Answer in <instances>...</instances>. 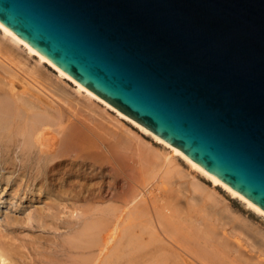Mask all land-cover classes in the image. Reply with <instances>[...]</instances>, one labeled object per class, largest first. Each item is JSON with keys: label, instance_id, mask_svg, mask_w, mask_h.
<instances>
[{"label": "water", "instance_id": "obj_1", "mask_svg": "<svg viewBox=\"0 0 264 264\" xmlns=\"http://www.w3.org/2000/svg\"><path fill=\"white\" fill-rule=\"evenodd\" d=\"M0 26L264 213V0H0Z\"/></svg>", "mask_w": 264, "mask_h": 264}, {"label": "rangeland", "instance_id": "obj_2", "mask_svg": "<svg viewBox=\"0 0 264 264\" xmlns=\"http://www.w3.org/2000/svg\"><path fill=\"white\" fill-rule=\"evenodd\" d=\"M4 40L1 31L0 93L14 94L19 104L30 109L56 117L61 115L65 127L69 125L68 118L93 127L111 142L117 143L121 153L132 158L130 163L135 169H124L125 165L113 160L114 157H110V160L106 158L104 163L102 159L93 161L87 157L76 158L77 155L72 153L64 157L67 162L58 168L59 177L68 180V183L56 185L49 175H46L47 178L36 175L43 172L41 166L46 160L38 163V149L27 148L24 144L25 135H16L7 128L0 129V264H211L213 261L205 258L202 260V256L195 250L202 251L205 248L209 252L206 246L210 245L215 250L218 244L215 246L213 243H221V246H217L219 251L227 249L228 245L233 247H228L231 248L230 253L228 249L223 250L227 253L224 261L232 260L230 262L233 264H264L263 216L249 209L240 199L233 198L223 188L206 181L181 158L171 155L165 145L155 143L151 136L141 133L131 123L123 119L119 121L117 113L111 109L105 110L102 103L90 104L77 92L72 81L63 78L60 79L63 83L59 82L57 71L47 63L39 64L37 57L29 55L23 46H11L4 51ZM51 82L62 85L68 97L55 92L50 86ZM68 131L66 128L61 131L57 125H51L47 134L61 138ZM146 152L150 159L155 158L154 162L150 160L149 163L148 156L145 161L142 155H146ZM142 160L154 165L153 171L151 165H144L148 168L147 172L151 169L149 172L152 174L148 172L143 175ZM176 170L183 177L178 171L180 177L177 176L174 172ZM191 183L202 189L192 187ZM194 187L199 193L197 190V193L194 192ZM68 191L72 192L64 194ZM76 191L79 193L74 197ZM88 191L92 196H87ZM166 205L172 206L171 213ZM172 208L178 210L174 215ZM165 209L177 221L180 216L184 217L189 224L185 223L183 228H191L188 230L191 232L195 230V238V232H199L198 227L205 236L213 234L208 237L213 245L206 239L207 236L203 237L204 233L200 235L201 231L199 241L184 242L176 234L177 238L172 236V232L164 233L166 230L161 228L163 223L159 224V221L162 219L157 213L166 214ZM178 214L179 217H176ZM160 216L163 218V214ZM128 224L137 227L128 229ZM87 226L91 230L88 227L86 231ZM130 232L134 236L140 234L142 237L139 238L144 243ZM128 235L134 237L133 240ZM127 238L131 243L137 242H133L132 246H137L139 242L142 246L147 243L144 245L146 248H140L141 252L137 251L140 246L137 249L134 246V249L132 246L130 248L131 243ZM127 245L129 248L123 249ZM128 249L136 251V255H128ZM123 251L128 256L132 255L133 260L132 256L129 257L131 260L127 256L123 259L126 255L124 253L122 257ZM232 256L240 260H233Z\"/></svg>", "mask_w": 264, "mask_h": 264}, {"label": "bare ground", "instance_id": "obj_3", "mask_svg": "<svg viewBox=\"0 0 264 264\" xmlns=\"http://www.w3.org/2000/svg\"><path fill=\"white\" fill-rule=\"evenodd\" d=\"M0 30L2 31V33H3V36H4V38H5V50L4 51H7L8 49H10L11 48V46H15V47H17V48H20V46H23L25 49H26V51L29 53V55H31V56H35V57H37V59H38V63L39 64H43V63H47L48 65H50L53 69H55L56 71H57V73L59 74V76L57 77V78H59V82L60 81H62V80H60V79H63V78H67V80L69 79L70 81H72L75 85H76V90H77V92L79 93V94H81V95H83V97L84 98H86V100H88V101H90V104L92 103V105L93 104H95V105H97V104H99V103H102L103 104V106H105L104 108H105V110H108V109H111L112 111H114L115 113H117V116H119V121H120V119H123V120H125V121H127V122H129V123H131L134 127H136L137 129H139V131H141V133H143V134H145V135H149V136H151L155 141V143H159V144H162V145H165L166 147H168L169 149H170V153H171V155H173L174 157L175 156H178L179 158H181L190 168H191V170H193L194 172H196L197 174H199V175H201L202 177H204L205 179H206V181H210L211 183H212V185L213 186H216V187H221V188H223L224 189V191H226L229 195H231L233 198H238V199H240L249 209H251V210H253L254 212H256L257 214H259L260 216H263L264 217V213H262L260 210H258L257 208H255V207H253L252 205H250L249 203H247L245 200H243L242 198H240L239 196H237L235 193H233L229 188H227V187H225L223 184H221L219 181H217L215 178H213L211 175H209L207 172H205L201 167H199L197 164H195L194 162H192V161H190L189 159H187L182 153H180L178 150H176V149H174V148H172L171 146H169L168 144H166L165 142H163L161 139H159L158 137H156L155 135H153L152 133H150V132H148L147 130H145V129H143V128H141L140 126H138L135 122H133L132 120H130V119H128L127 117H125V116H123V115H121L119 112H117L115 109H113L112 107H110L108 104H106L105 102H103L102 100H100L98 97H96L94 94H92L91 92H89L88 90H86L84 87H82L80 84H78L77 82H75L72 78H70L67 74H65V73H63V72H61L60 70H58L55 66H53L52 64H50L48 61H46L42 56H40L39 54H37L34 50H32L31 48H29L26 44H24L22 41H20L17 37H15L11 32H9L8 30H6V29H4V28H2L1 26H0ZM0 31V32H1ZM7 46V47H6ZM14 47V48H15ZM38 74H40V73H38ZM61 83H63V81L61 82ZM64 85V84H63ZM50 86H52L51 88H53V90L55 91V92H57V93H59L60 95H63V96H65V97H68L67 95V91L64 89V87H62V85L60 86V84H56L55 82L53 83V82H51L50 83ZM84 93V94H83ZM11 94V95H10ZM0 93V129H2L3 130V128L5 129V128H7V130L9 129L11 132H15L16 133V135H17V133H21V134H23V135H25V140H26V142H24V144L26 143V146H28L27 148H29V149H32V148H37L38 149V159H39V162L38 163H40L41 162V160L43 161V159H45L46 161H45V164L44 165H40L41 166V169L43 170V172L42 173H40V172H38L36 175H38V176H43L44 178H47L46 177V175H49V177L51 178V180H53V181H55L54 182V184L56 183V185L57 184H62V183H64V184H66V183H68L66 180L64 181L63 179H61L60 177H59V170H58V168H60V167H62L66 162H67V160L64 158V157H66V156H69V155H71L72 153H74L75 154V156H76V158L77 157H87L88 159L90 158V159H93V161L94 160H96V159H102V160H104L103 162L105 163V159L107 158H109V160H110V157H114V159L113 160H116V161H118L119 163H121V165L123 164V165H125L124 166V169L126 168V169H129V170H132V171H134V169H135V167L134 166H131V160H132V158L130 157V158H128L126 155H128V154H126V155H124L125 153H121V149H119V146H117L118 144L117 143H115V142H111V140L110 139H108L104 134H102V133H99V132H97V131H95L94 130V128L93 127H91V126H88V125H86V124H84V123H81V122H75V121H73L72 119H70V118H68V121H69V125L67 126L66 125V127H65V125L63 124V118H62V116L60 115L59 117H56V116H53V115H50V114H48V113H45V112H39V111H37V110H34V109H30L29 107H27V106H25V105H21V104H19L18 103V99H16L15 98V95L14 94H12V93ZM118 120V119H117ZM119 121H118V123H119ZM123 123V122H122ZM122 123H121V125H122ZM51 125L52 126H54V125H57L58 126V128L59 129H61V131H65V128L66 129H69V131H68V133H66L65 134V136H63V137H61V138H58L57 136H55V135H50V134H47L48 132V130H49V128L51 127ZM120 126V125H119ZM123 126V125H122ZM6 130V129H5ZM0 133H1V131H0ZM119 141H120V139H119ZM117 142H118V139H117ZM26 148V149H27ZM138 152H141V151H138ZM143 152V151H142ZM141 155H142V153H140ZM139 154V155H140ZM143 154H145V152L143 153ZM140 155V156H141ZM138 156V155H137ZM138 157V158H141V159H143L144 157L143 156H145V161L147 160V156H148V161H149V163H151V162H154L153 161V159H155V158H153V159H150L149 158V155L147 154V152H146V155H142V157ZM37 159V160H38ZM79 160V159H78ZM81 161H82V159H80ZM79 160V161H80ZM150 160H152L151 162H150ZM75 161V160H74ZM99 162H101V160H98ZM86 162V161H85ZM107 162H112V161H107ZM106 162V163H107ZM114 162V161H113ZM144 162V160H142V163ZM168 162H171V161H168ZM91 163H93V162H91ZM117 163V162H116ZM149 163H146V162H144L143 163V165H142V172H143V175L145 176V174L146 173H148L149 171H151V169L149 168V171L147 172V169H146V167L144 166L145 164H146V166H147V164H149ZM42 164V163H41ZM74 164V163H73ZM103 164V163H102ZM108 164V163H107ZM134 164V163H133ZM154 164V163H153ZM71 164H69V166H70ZM94 165V164H93ZM110 165H111V163H110ZM114 165V164H113ZM151 164H149V166H150ZM168 165H171L170 163H168ZM96 166H97V164H96ZM115 166V165H114ZM143 166L145 167V168H143ZM148 166V167H149ZM152 166L154 167V165H151V168H152ZM40 168V167H39ZM116 168H117V166H116ZM115 168V169H116ZM122 168V167H121ZM153 169L154 168H152V171H153ZM40 170V169H39ZM63 170V169H62ZM70 170H71V168L69 167V173H70ZM120 170V169H119ZM169 170H170V168H169ZM111 171H112V169H111ZM114 171V170H113ZM121 171V170H120ZM127 171V170H126ZM168 171V170H167ZM177 171L178 170H176V171H174L175 172V174H178L177 173ZM122 172V171H121ZM171 172V171H170ZM178 172H180V171H178ZM65 173H66V169H65ZM130 173V172H129ZM135 173H136V171H135ZM150 173V172H149ZM153 172H151L150 174H152ZM120 174V173H119ZM119 174L117 175V176H119ZM131 174V173H130ZM149 174V175H150ZM148 175V177H150ZM180 175H181V172H180ZM180 175L178 174L177 176H179L180 177ZM198 175V176H199ZM181 177H183L182 175H181ZM44 178H42V180L44 179ZM124 180V179H123ZM197 182V181H196ZM194 183H191V186L193 187V186H195V184L193 185ZM197 184V183H196ZM199 185V184H198ZM195 187H198L197 185L195 186ZM194 187V188H195ZM194 188H192L193 190L192 191H194ZM199 188V187H198ZM201 188V187H200ZM199 188V189H200ZM202 189V188H201ZM196 188H195V193H197L196 192ZM58 191H61V190H58ZM198 191V190H197ZM70 192H72V191H68V192H64V194H70ZM107 192V191H106ZM202 192H203V190H202ZM78 193H79V191H76L75 192V195H73L74 197H77L78 196ZM108 193H109V191H108ZM198 193H199V191H198ZM201 193V192H200ZM86 194H89V191L86 193ZM106 194V193H105ZM202 194V193H201ZM88 197L89 196H92L91 194H89V195H87ZM106 196V195H105ZM110 196V195H109ZM165 206V205H164ZM166 206H168V205H166ZM168 207H170V206H168ZM167 207V209L169 210V212L171 213V207L170 208H168ZM164 208V207H163ZM174 208H176V207H174ZM174 208H172V210L174 209ZM139 209V208H138ZM167 209H165V210H167ZM164 210V209H163ZM168 210L167 211H165L166 212V214L165 213H162L163 214V218H161V216L160 215H162L161 213H157V215L160 217V219H162L161 221H159V219H157L158 221H159V224H161V223H163V225H161V228L163 227L165 230H166V232L165 231H163L164 229H162V231L164 232V233H167L168 231V233H170V232H172V234H174V235H172V236H175V234H176V236L178 237H180L181 239H183L182 241L184 242V240H187V241H190V240H198L199 241V239H200V237H199V232L201 231V234L200 235H202V233H204V232H202L203 230L201 229V228H197V231H199V232H195V233H197V238H195V236H194V234H193V232L195 231H188L189 229L191 230V228H188V229H184L183 227H184V224L185 223H188L189 224V222H187L186 220H185V218H184V221H186V222H182V217H181V219H180V217H179V214H178V216L177 215H175L176 217H179L178 219L179 220H181V221H177V219H175V218H173V215L174 214H176L177 212H178V210H176V212H175V210H173V215H172V217H171V215H169L168 214ZM139 212L141 211V209L140 210H138ZM180 212V211H179ZM197 213H198V211H197ZM164 214H165V216H170L172 219H170V218H166L165 216H164ZM180 215H182L181 214V212H180ZM158 217V218H159ZM174 219L176 220V221H174ZM97 222H99V221H97ZM96 223V222H95ZM103 223V222H102ZM107 223V222H106ZM109 223V222H108ZM135 223H136V221H135ZM138 223V222H137ZM137 223H136V225H137ZM188 224H186V225H188ZM100 225H102L101 223H100ZM185 225V226H186ZM190 225H191V223H190ZM190 225H188V226H190ZM91 226V225H90ZM90 226H87V227H85V230L89 227L90 228ZM103 226V225H102ZM106 226H107V224H106ZM128 226H129V224H128ZM127 226V227H128ZM133 225H131V226H129L128 227V229L129 228H131ZM193 227H194V225H192ZM191 226V227H192ZM97 227H99V226H97ZM104 227V226H103ZM126 227V228H127ZM133 227H137V226H133ZM89 228H88V230H89ZM105 228V227H104ZM199 229V230H198ZM201 229V230H200ZM90 230H91V228H90ZM127 230V229H126ZM131 230V229H130ZM129 230V231H130ZM87 231V230H86ZM128 231V230H127ZM187 231H188V233H187ZM89 232V231H88ZM132 232V231H131ZM130 232V233H131ZM133 233V232H132ZM131 233V235L132 236H134V234H132ZM191 233V234H190ZM128 234V233H127ZM152 233L150 232V235H151ZM171 234V233H170ZM190 234V235H189ZM211 234V233H210ZM138 235V234H137ZM137 235H135L134 237H136L137 239L139 238V237H142V236H140V234L137 236ZM142 235H144V233L142 234ZM150 235H149V237H150ZM196 235V234H195ZM208 234H206V236H207ZM213 235V234H212ZM212 235H209L210 237L212 236ZM129 236V235H128ZM152 236V235H151ZM154 236V235H153ZM175 236V237H176ZM205 236V233H204V236L203 237H206ZM209 236H207L206 237V239H209L208 237ZM214 236V235H213ZM125 237H127V236H125ZM134 237H131L130 238V236H129V238H130V240H133L132 238H134ZM176 237V238H177ZM151 238V241H153L154 239H152V237H150ZM154 238H155V236H154ZM175 238V239H176ZM139 239H141L142 240V238H139ZM180 239V240H181ZM127 240H128V238H127ZM130 240H128V242L130 241ZM135 240V239H134ZM140 240V241H141ZM210 240V243L212 244V240H211V238L209 239ZM80 241H82V240H80ZM176 241H177V239H176ZM179 241V240H178ZM186 241V242H187ZM208 241V240H207ZM212 241V242H211ZM133 242H135L134 244H137V242L136 241H133ZM132 242V243H133ZM142 242L144 243V241L142 240ZM181 242V241H180ZM86 243H88V241L86 242ZM129 243H131V241L129 242ZM132 243H131V245H129L130 246V248H132L133 246L137 249V247L138 246H140V247H138L139 249H137V251L139 250L140 252H141V250H144V248H143V246L145 245H143L142 246V244L139 242L138 243V245L136 246V245H134L133 244V246H132ZM81 244V243H80ZM126 244H128L127 243V241H126ZM125 244V245H126ZM214 245L215 244H218V245H220L221 246V243H213ZM212 244V245H213ZM226 244L228 245L229 243H227L226 242ZM226 244H222V246L223 247H225L226 246ZM83 245V244H82ZM86 244H85V241H84V246H85ZM146 245H147V243H146ZM145 245V246H146ZM181 245V244H180ZM186 245V244H185ZM189 247H191V245H189V244H187ZM217 245V246H218ZM225 245V246H224ZM128 246V245H127ZM123 247V249L124 248H129V246L128 247ZM132 246V247H131ZM142 246V247H141ZM144 246V247H145ZM183 246V245H182ZM196 246V245H195ZM202 246L203 245H201L200 247L202 248ZM211 246V245H210ZM210 246H206L207 247V249L209 248L210 250H209V252H207V250L205 251L204 249L202 250V251H198V250H195L196 252H197V254H199L200 256H202L201 258H203L202 260H204V258L207 260H211V261H213V263L215 264V263H219V264H230V263H232L233 264V262H230V261H232V260H230L229 262L228 261H224V255H225V253H224V251L223 250H227L228 251V253H230V251H229V249H231V248H233V247H231V245H228V246H226L227 247V249L226 248H222V252L221 251H219L218 250V247L216 246V248L217 249H213V247L212 248H210ZM134 247H133V249H134ZM194 246L192 245V248H193ZM228 247H231V248H228ZM140 248H141V250H140ZM146 248V247H145ZM215 248V247H214ZM221 248V247H220ZM194 249H196V248H194ZM193 249V250H194ZM129 250V249H128ZM192 250V251H193ZM217 250V251H216ZM129 251H130V253H129ZM128 251V255H130V254H132V255H136V251H133L132 249H130ZM133 251V252H132ZM210 251H212V252H210ZM219 251V252H218ZM121 252V251H120ZM120 252H117V254L118 253H120ZM194 252V251H193ZM199 252V253H198ZM125 252L123 251V255H122V257L126 254H124ZM134 253V254H133ZM139 253V252H138ZM121 254H122V252H121ZM195 254V253H194ZM227 254V253H226ZM3 255V254H2ZM127 254L123 257V259H126L125 257L127 256V258H131V256H128ZM198 255V256H199ZM115 256V255H114ZM117 256V255H116ZM197 256V255H196ZM197 256V257H198ZM199 256V257H200ZM118 257H119V255H118ZM121 257V256H120ZM231 257V256H230ZM233 257V256H232ZM129 258V259H130ZM135 258V257H134ZM201 258H199V259H201ZM234 258H237V259H239V257H233L232 259L234 260ZM136 259H137V257H136ZM131 260V259H130ZM132 260H133V256H132ZM226 260V259H225ZM227 260H229V258H227ZM240 260V259H239ZM238 260V261H239ZM210 261V262H211ZM128 262H129V260H128ZM209 262V263H210ZM225 262H228V263H225ZM240 262V261H239ZM208 263V262H207ZM212 262H211V264H213ZM236 264V263H235Z\"/></svg>", "mask_w": 264, "mask_h": 264}]
</instances>
